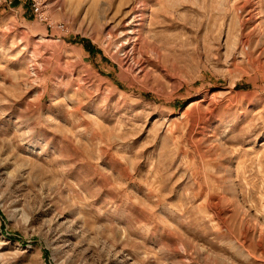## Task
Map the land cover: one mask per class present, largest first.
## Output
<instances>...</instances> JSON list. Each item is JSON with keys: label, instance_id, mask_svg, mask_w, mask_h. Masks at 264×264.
Instances as JSON below:
<instances>
[{"label": "rangeland", "instance_id": "rangeland-1", "mask_svg": "<svg viewBox=\"0 0 264 264\" xmlns=\"http://www.w3.org/2000/svg\"><path fill=\"white\" fill-rule=\"evenodd\" d=\"M0 264H264V0H0Z\"/></svg>", "mask_w": 264, "mask_h": 264}, {"label": "bare ground", "instance_id": "bare-ground-1", "mask_svg": "<svg viewBox=\"0 0 264 264\" xmlns=\"http://www.w3.org/2000/svg\"><path fill=\"white\" fill-rule=\"evenodd\" d=\"M194 104H196V103H190V107L193 106ZM190 107H189V108H190Z\"/></svg>", "mask_w": 264, "mask_h": 264}]
</instances>
